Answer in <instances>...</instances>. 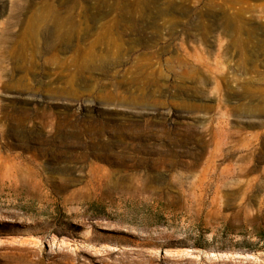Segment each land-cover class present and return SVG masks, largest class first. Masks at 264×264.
I'll use <instances>...</instances> for the list:
<instances>
[{
	"label": "rangeland",
	"instance_id": "374dc122",
	"mask_svg": "<svg viewBox=\"0 0 264 264\" xmlns=\"http://www.w3.org/2000/svg\"><path fill=\"white\" fill-rule=\"evenodd\" d=\"M237 8L0 0V264H264V15Z\"/></svg>",
	"mask_w": 264,
	"mask_h": 264
},
{
	"label": "bare ground",
	"instance_id": "6f19581e",
	"mask_svg": "<svg viewBox=\"0 0 264 264\" xmlns=\"http://www.w3.org/2000/svg\"><path fill=\"white\" fill-rule=\"evenodd\" d=\"M235 5L238 6L236 10L237 16L240 15V17L237 18V24H239L240 27L245 28L247 26V20L243 18L242 14L245 13H250V12H259L261 15H264V0H257V1H262L261 5H250L247 3L246 0H232ZM246 5V7H244ZM242 15V16H241ZM232 19H228L224 21V25H230L233 22H231ZM264 27V24H262ZM255 39L257 42H264V34H261L260 37H252ZM28 171L27 168H24L23 163H19L18 165L15 166L10 172L13 175V177H18L20 173ZM28 175V174H27Z\"/></svg>",
	"mask_w": 264,
	"mask_h": 264
}]
</instances>
